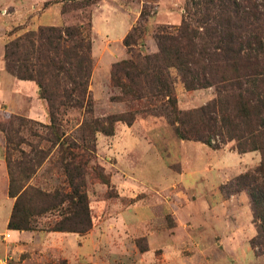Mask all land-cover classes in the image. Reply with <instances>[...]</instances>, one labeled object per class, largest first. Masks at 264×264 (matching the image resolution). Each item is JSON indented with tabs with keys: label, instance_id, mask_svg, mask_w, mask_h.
<instances>
[{
	"label": "rangeland",
	"instance_id": "1",
	"mask_svg": "<svg viewBox=\"0 0 264 264\" xmlns=\"http://www.w3.org/2000/svg\"><path fill=\"white\" fill-rule=\"evenodd\" d=\"M199 1L0 0V264H264V247L251 244L257 223L248 191L236 183L254 172L260 151L239 152L234 140L218 144V136L210 145L183 139L160 97L138 101L111 83L114 63L131 57L123 40L135 29L132 51L156 53L155 33L177 27L187 8L204 36ZM80 24H90L92 106L89 112L64 106L53 125L35 81L7 70L5 47L40 27ZM197 42L210 45L206 37ZM170 70L178 110L216 98V85L186 90ZM128 112L135 115L131 124L118 120L112 135L97 131L93 142L81 140L83 123ZM71 140L81 147L69 148ZM69 149L90 159L81 187L89 220L84 232L78 230L83 215L65 219L57 209H41L58 200L55 192L70 189ZM17 199L28 212V229L4 227ZM59 222L77 230H59Z\"/></svg>",
	"mask_w": 264,
	"mask_h": 264
},
{
	"label": "trees",
	"instance_id": "2",
	"mask_svg": "<svg viewBox=\"0 0 264 264\" xmlns=\"http://www.w3.org/2000/svg\"><path fill=\"white\" fill-rule=\"evenodd\" d=\"M196 4L202 10L197 21L204 24V36L193 27L196 12L187 8L177 27L164 26L155 33L156 53L141 55L132 51L137 42L135 29L123 40L131 57L114 63L111 83L121 89L122 95L131 94L138 101L145 94L160 97L162 112L179 122L176 129L183 139L210 145L212 138L218 136V144L234 140L239 152L260 151L261 160L254 172L240 174L236 183L247 189L257 223V236L251 244L264 247V0H200ZM211 33L216 36L210 40ZM201 37H206L210 45L198 43ZM4 58L10 73L19 79L35 81L53 125L64 106L90 111V24L47 26L27 32L6 44ZM171 68L182 77L186 90L216 85V98L186 112L178 110ZM134 119L135 115L128 112L90 120L81 125L80 138L93 142L95 132L112 135L115 121L131 124ZM64 135L62 132L57 141ZM71 141L72 150L81 147ZM91 149L95 150L94 144ZM68 151L71 161L65 164V172L70 189L55 192L58 200L44 203L41 209H57L65 219L83 215L78 230L84 232L89 228V220L86 193L81 187L90 159L79 151L76 154ZM10 186L14 184L11 182ZM10 194H15L12 189ZM27 215L17 199L8 228L28 229ZM60 223L56 226L59 230H77Z\"/></svg>",
	"mask_w": 264,
	"mask_h": 264
},
{
	"label": "crops",
	"instance_id": "3",
	"mask_svg": "<svg viewBox=\"0 0 264 264\" xmlns=\"http://www.w3.org/2000/svg\"><path fill=\"white\" fill-rule=\"evenodd\" d=\"M39 104L42 105V102H39ZM0 175L2 176V171L1 170H0ZM2 182L3 181H2V177H1L0 178V184H2ZM4 202H7L8 206H10V204H11V200L10 199L4 198ZM7 220H8V216H6V218H5L4 227H6V225H7ZM9 231L11 232L12 236H19V235H23L24 234L23 232H19L17 230H9Z\"/></svg>",
	"mask_w": 264,
	"mask_h": 264
}]
</instances>
